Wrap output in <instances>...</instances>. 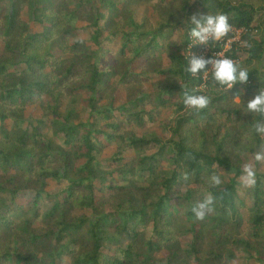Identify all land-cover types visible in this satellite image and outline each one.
<instances>
[{
  "label": "trees",
  "instance_id": "16d2710c",
  "mask_svg": "<svg viewBox=\"0 0 264 264\" xmlns=\"http://www.w3.org/2000/svg\"><path fill=\"white\" fill-rule=\"evenodd\" d=\"M217 13L247 30L226 57L248 82L229 90L211 65L188 73L189 42L176 38L194 14ZM0 41V264H158L164 251L163 264H264L263 160L249 186L244 171L264 154L252 131L264 116L247 113L264 89V0H0ZM186 87L209 105L185 107ZM45 96L55 121L29 123ZM168 110L166 136L146 130ZM209 193L215 211L199 221L191 208Z\"/></svg>",
  "mask_w": 264,
  "mask_h": 264
},
{
  "label": "clouds",
  "instance_id": "9594fccd",
  "mask_svg": "<svg viewBox=\"0 0 264 264\" xmlns=\"http://www.w3.org/2000/svg\"><path fill=\"white\" fill-rule=\"evenodd\" d=\"M188 23L193 25L188 32L189 37L197 41L198 44L203 45H207L209 40H220L231 30L228 16L223 13L200 15L199 18L194 14ZM207 65H211L214 81L220 85H226L228 90L232 89L237 83L244 84L248 82L249 73L246 69L241 68L234 60L219 56V54L216 57L212 56L210 59L195 58L191 55L186 71L192 76H197L201 71L207 69ZM180 83L183 84L184 82L180 81ZM186 89L187 87L185 88L183 99L185 107L200 111L209 105V97L189 94ZM234 99L238 102V96ZM247 113H256L264 116V89H259L258 94L247 102ZM252 131L264 136V122L256 121L253 124ZM255 159L256 161L264 160V154L257 152ZM244 171L247 184H253L254 173L251 167L246 166ZM183 180H188L186 174L183 176ZM207 182L213 188L218 187L222 183L220 176L215 173L208 177ZM214 205L215 198L209 193L193 204L191 212L197 220L203 221L215 211Z\"/></svg>",
  "mask_w": 264,
  "mask_h": 264
},
{
  "label": "rangeland",
  "instance_id": "374dc122",
  "mask_svg": "<svg viewBox=\"0 0 264 264\" xmlns=\"http://www.w3.org/2000/svg\"><path fill=\"white\" fill-rule=\"evenodd\" d=\"M147 8V14L148 16L152 19L153 22H157L158 21V17H157V14L155 13V10L152 8L151 5L149 6H146ZM21 19L25 22H28L30 21L29 19V15H28V11L27 9H25L22 14H21ZM84 24H81L80 26H83ZM31 27H32V30L33 31H36L38 28L32 23L31 24ZM257 29H254V31H256ZM253 34L255 35H258L260 34L259 33V30H257V32H253ZM81 38L83 39H87V35L86 34H82ZM177 40L182 42V41H186L187 42V39H188V35L185 34V31L184 30H181L179 32V34L177 35ZM258 38V36H257ZM260 39V37H259ZM264 42V41H263ZM3 49H4V44L2 41H0V58L3 54ZM230 51V50H229ZM187 54V53H186ZM162 62L165 64L168 59L166 56H164V54H161V58ZM243 59V58H242ZM7 79L9 81H12V76H9L7 77ZM155 89L154 85H151V84H148L146 85L145 87V90L149 93L153 92ZM126 99V95L123 93V92H120L118 94V100L120 102H124ZM238 101H239V98H238ZM50 105H55V103H53L52 99L50 97H47L45 96L40 102L30 106V107H27L26 110H25V119L29 122V123H34V124H37L39 121L41 120H45V121H48V122H54L55 121V118L50 114V111L48 109V107ZM68 108V105L66 103L62 104V107L60 109V114H61V121L64 119L66 115V110ZM172 114V111L171 110H168L166 112H164V114H162L160 116L159 119L156 120V122L148 129L146 130H149V131H155L156 133H158L159 135L161 136H166V134L164 133L163 131V127L165 125V123L168 121L169 117L171 116ZM82 118H87V115H83ZM27 124V123H26ZM10 125H11V121H8L7 122V128L10 129ZM116 151V148H108L104 155H103V160L106 161V160H109L113 154L115 153ZM255 161L256 159L252 156H247L244 158V168L246 166H250L251 167V170L252 172H255L257 171V168H256V165H255ZM262 166L260 168V170H258L260 173H264V160L262 161ZM171 173V162L169 160H166L163 162V166H162V170H161V174L163 175H166L168 176L169 174ZM55 181H49V187H48V190L54 194L56 193V189H55ZM246 186H249L246 182ZM31 199V195L29 194H26V195H22L20 197V202L23 203V204H27V202ZM245 202H246V205L247 207L250 206L249 204V201H248V198L245 197ZM244 219L247 218V213L246 211H244ZM188 239H184L183 242H187ZM167 252L164 251L160 254H158L157 258H158V264H163V261L165 259V256H166ZM241 260H239L240 262ZM238 262H236L235 264H237Z\"/></svg>",
  "mask_w": 264,
  "mask_h": 264
},
{
  "label": "built area",
  "instance_id": "2783aa9c",
  "mask_svg": "<svg viewBox=\"0 0 264 264\" xmlns=\"http://www.w3.org/2000/svg\"><path fill=\"white\" fill-rule=\"evenodd\" d=\"M255 32H257V30L254 31V33ZM245 33H247V30H245L244 28H236L234 26H231V30L227 35L222 37L220 40H209L207 45L198 44L197 41L193 40L188 35L187 41L189 43L186 47V58L190 60L192 55L193 57H203L206 59L208 54H211L213 57H216L218 54L219 56L226 57V53L232 49L233 44L243 43L242 36ZM217 44H219V52L214 51L217 48Z\"/></svg>",
  "mask_w": 264,
  "mask_h": 264
}]
</instances>
